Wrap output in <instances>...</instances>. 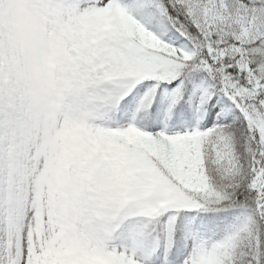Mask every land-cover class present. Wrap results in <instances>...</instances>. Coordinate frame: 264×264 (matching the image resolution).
<instances>
[{
	"label": "snow or ice",
	"instance_id": "6c2138e0",
	"mask_svg": "<svg viewBox=\"0 0 264 264\" xmlns=\"http://www.w3.org/2000/svg\"><path fill=\"white\" fill-rule=\"evenodd\" d=\"M0 264H264V0H0Z\"/></svg>",
	"mask_w": 264,
	"mask_h": 264
}]
</instances>
